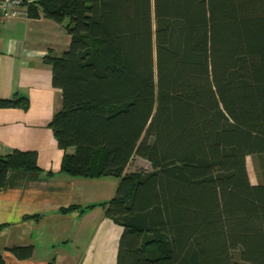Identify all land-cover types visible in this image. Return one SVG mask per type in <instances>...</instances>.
Returning <instances> with one entry per match:
<instances>
[{"label":"trees","instance_id":"1","mask_svg":"<svg viewBox=\"0 0 264 264\" xmlns=\"http://www.w3.org/2000/svg\"><path fill=\"white\" fill-rule=\"evenodd\" d=\"M27 7L71 37L45 58L63 93L49 127L74 149L62 173L119 179L106 210L123 228L116 264H264V0ZM135 157L152 170L128 172ZM10 170L42 172L34 152L0 156V188Z\"/></svg>","mask_w":264,"mask_h":264},{"label":"crops","instance_id":"2","mask_svg":"<svg viewBox=\"0 0 264 264\" xmlns=\"http://www.w3.org/2000/svg\"><path fill=\"white\" fill-rule=\"evenodd\" d=\"M70 44L65 25L44 17L0 23V156L34 152L42 169L40 173L10 170L0 188L4 264L117 261L123 228L106 216V210L119 179L62 173L63 158L74 149H59L49 127L62 110L63 93L53 86L52 67L45 58L62 57ZM9 101L20 105L3 106ZM15 247H33V254L21 260L12 253Z\"/></svg>","mask_w":264,"mask_h":264},{"label":"built area","instance_id":"3","mask_svg":"<svg viewBox=\"0 0 264 264\" xmlns=\"http://www.w3.org/2000/svg\"><path fill=\"white\" fill-rule=\"evenodd\" d=\"M38 0H0V23L28 16V5Z\"/></svg>","mask_w":264,"mask_h":264},{"label":"rangeland","instance_id":"4","mask_svg":"<svg viewBox=\"0 0 264 264\" xmlns=\"http://www.w3.org/2000/svg\"><path fill=\"white\" fill-rule=\"evenodd\" d=\"M247 168H248V172H249L251 182L255 185L258 184L259 175H258L257 170H256L255 161L253 160L252 157L247 158ZM151 170H152L151 165L147 161H145L141 158H136V157L132 160V162L128 168V172H137V171L150 172ZM114 179H116V178H114ZM116 183H117V181H116Z\"/></svg>","mask_w":264,"mask_h":264}]
</instances>
